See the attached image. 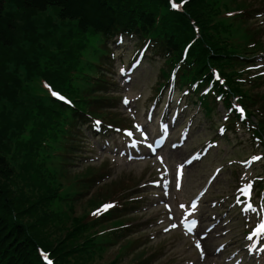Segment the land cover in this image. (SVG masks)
I'll return each instance as SVG.
<instances>
[{
	"label": "trees",
	"instance_id": "16d2710c",
	"mask_svg": "<svg viewBox=\"0 0 264 264\" xmlns=\"http://www.w3.org/2000/svg\"><path fill=\"white\" fill-rule=\"evenodd\" d=\"M250 6L249 0H187L177 12L169 0H0V264H45L39 246L51 252L54 264H120L123 247L110 261L96 262L115 236L96 234L110 217L86 221L100 197L75 212L94 169L67 167V154L81 145L86 115H105L110 103L100 65L104 45L116 31H131L151 36L177 59L197 37L196 21L201 36L190 46L183 80L200 79L218 66L231 94L254 106L259 101L235 78L251 62L245 46L255 32L246 18L224 15ZM256 46L264 48V42ZM44 78L75 107L44 93ZM251 114L259 118L255 134L264 138V119Z\"/></svg>",
	"mask_w": 264,
	"mask_h": 264
},
{
	"label": "rangeland",
	"instance_id": "374dc122",
	"mask_svg": "<svg viewBox=\"0 0 264 264\" xmlns=\"http://www.w3.org/2000/svg\"><path fill=\"white\" fill-rule=\"evenodd\" d=\"M250 1L255 5V8L261 9L260 0ZM255 18H252L249 23H255L257 25V21L260 22V18L259 16ZM261 30L262 39L264 40V24H262ZM137 40V37H126L124 44L115 50V62L117 61V63L104 64V67L112 73L108 74L106 78L112 84L109 87L110 91L108 93L115 98L113 104L116 105L115 108H106L104 110L117 113L123 126H129L132 118L124 113V107L120 103L121 95L128 92L130 97L136 98L142 94L140 101L136 102L135 107L138 108V118L144 120L145 111L142 109L143 106H139L153 103L156 96L160 95L159 91H157L156 83L160 77V68L165 66L164 60L158 53L153 52L150 46L147 53V60L135 73L132 82L126 86H122L121 78L117 74L119 60L121 58L124 59L122 53L128 51L134 43L137 42V44H140ZM115 45L118 46L112 42L110 47L114 49ZM255 90L264 93V83L256 86ZM0 108H2L1 105ZM192 112H194L192 115L195 118V123L193 124L190 139L183 148L178 149L182 150V152L178 153V150L173 152L167 149V157L169 161H172V165H174L176 160L184 159L193 149L201 146L206 140L217 138L218 133H216V127L223 121L221 116H216L214 119L206 118L201 111H198L197 107H194ZM105 120L115 124L114 120ZM81 133L84 136L82 138L84 145L81 153L74 157V166H71V169L76 172H82L90 165L97 170V175L91 183V187L84 191L82 199L76 204L75 212L81 214L86 208V201L92 197L97 196L102 200L112 199L119 195L120 191L129 187V191L133 192L134 195L142 194L143 196L142 201H138L135 205L134 203L131 204V206H134L132 208L134 211H131L125 217L130 218V221L135 224L134 231L127 237L120 238L117 243L109 245L102 257L96 259V262L110 261L115 258L121 244L125 243L128 239L134 240V243L129 251L123 253L124 256L120 259V264H142L139 263L140 256L149 258L150 261L148 264H182L183 262L180 260L183 257L189 258L191 255L193 259L196 258L197 254H195V250L192 248L189 240L182 238L177 232L162 233L160 231H154L155 229L152 224H149L153 216L162 212V207L156 205L155 194L152 193L148 185L145 186V189H140L139 185L145 180L148 181L155 178V175L152 176L155 173V169L144 162H127L122 158L115 157L114 150H110L106 146L105 138L102 135H95L89 129L88 124L82 127ZM217 139L220 140L218 147L213 145L210 154L206 158L194 163L187 170L183 190L175 192L174 194L172 193L171 198L175 205L176 200L187 202L205 184L213 168L216 165H222L223 169L220 175L211 184L203 201V208L207 211L209 218H206L205 225L212 220H217L216 212L219 205L225 202L224 198H227V195L231 196L233 194L234 187L237 185L239 179L243 178L242 175L239 176L235 172L238 170L237 173L240 174L241 169L238 166L229 164L228 161L231 159H244L254 148L249 135L242 131L238 133L237 130L235 132L229 131L227 135L221 139L219 137ZM111 144L114 146L116 141L112 140ZM261 170L259 167L252 170V172L256 173ZM101 173L102 175L100 177L99 175ZM153 191L157 192L156 190ZM215 202L216 204L213 206ZM232 212L235 220L230 222L229 225H224V222L221 220L217 227L219 229L216 232H211V236L207 238V241H210L209 254H213V249L221 241L226 242L228 245V251L226 253L218 257L217 255H213L212 260H223V257L225 258L231 249L235 250L240 247L241 240L243 239L244 225L243 221L239 219L238 213L235 211ZM222 215L220 213V216ZM154 235L156 236L154 237Z\"/></svg>",
	"mask_w": 264,
	"mask_h": 264
},
{
	"label": "snow or ice",
	"instance_id": "6c2138e0",
	"mask_svg": "<svg viewBox=\"0 0 264 264\" xmlns=\"http://www.w3.org/2000/svg\"><path fill=\"white\" fill-rule=\"evenodd\" d=\"M172 6H173V7H177L176 4H173ZM230 15H231V13H230ZM217 78H218V77H217ZM51 94H52L54 97H55V96H59V93H57V92H55V91H53ZM59 99L64 100V97H63V96H59ZM124 103H125V104H128V103H129V101L127 100V98H125ZM237 110H238L241 114H243V112H244V109H243V108H238ZM242 118H243V115H242ZM225 119H227V117H225ZM96 124L99 125L100 122L97 121ZM132 134H133L132 132H129V133H128L129 136H131ZM142 134H143V133H142ZM257 159H260V158H259V157H253V160H257ZM181 167H182V166H181ZM251 188H252V184H251V183H248V184H246V185L244 186V188L241 189L240 191H242V192H249V193H250ZM241 202H242V201H241ZM113 206H114L113 204H105V205L103 206V209H101V210H102V211H106L107 209H109V208H111V207H113ZM189 207H191L193 210H195V209L197 208V205H196V204H191ZM247 209H252V210L255 211V209H253V205H252L251 203H249V204L247 205ZM101 210H98V211H101ZM96 214H97V213H93V215H96ZM193 223H195V221H193ZM262 227H264V225H262ZM189 231H191V228L189 229ZM248 239H249V240L253 239V236L250 235V236L248 237ZM196 247H197V248H200V249H201V252H203V249L201 248V245H200L199 241H197V243H196ZM44 259H45V261H47V264H52V261L47 257V255L44 256Z\"/></svg>",
	"mask_w": 264,
	"mask_h": 264
},
{
	"label": "bare ground",
	"instance_id": "6f19581e",
	"mask_svg": "<svg viewBox=\"0 0 264 264\" xmlns=\"http://www.w3.org/2000/svg\"><path fill=\"white\" fill-rule=\"evenodd\" d=\"M179 152H182V150H178V153H179ZM209 242H210V241H208L207 244H208Z\"/></svg>",
	"mask_w": 264,
	"mask_h": 264
}]
</instances>
